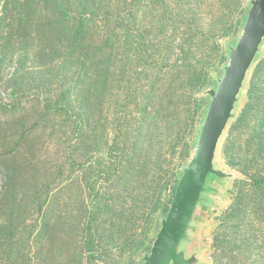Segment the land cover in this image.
Segmentation results:
<instances>
[{
  "label": "rangeland",
  "instance_id": "374dc122",
  "mask_svg": "<svg viewBox=\"0 0 264 264\" xmlns=\"http://www.w3.org/2000/svg\"><path fill=\"white\" fill-rule=\"evenodd\" d=\"M249 1L135 2L132 10L138 11L139 19L144 18L137 23H143L144 28L134 32L138 34L136 49H120L117 56L104 64L100 73L97 71L93 86L86 90L82 83L80 94H75L74 103L86 113V122L81 136L78 134L81 138L76 147L72 139L76 137L75 123L70 122L69 125L65 119L54 122L44 110L45 98L50 96L55 100L79 67L74 60L66 62L60 44L63 38L59 41L53 31L35 34V26L46 20L38 21L41 16L34 12L29 15V19L37 20V23L33 22L32 37L28 36L30 28L27 35L17 30L9 45L5 46L6 40L1 43L0 162L16 166V175L21 176V179L15 180L12 191L27 196L35 190L51 194V200H54L50 213L57 225L50 238H65L68 241L80 238L85 205L89 204L86 187L96 185L106 199L105 217L99 219L98 226L94 228L97 234L94 238L96 264H141L146 252L136 253V247L143 240L144 246L150 242L151 245L160 228L164 217L161 216V204L188 164L203 122L204 103L199 108L197 101L203 99L207 102L205 92L215 88L216 79L221 77L223 66L227 63L226 49L235 43L241 32ZM110 3L114 5L111 10L113 16L117 11L114 1ZM32 11L35 8L32 7ZM164 21L168 22V26L162 35L159 25ZM146 44L157 59L155 70L150 72L154 71L153 75L161 80L163 71L159 69L166 52L170 72L167 86L162 88L160 81L157 87V94L162 95L160 88L165 94L164 111L161 112L164 123L149 141H144V133L136 137L142 119L140 104L146 81ZM181 45L183 51H180ZM162 46H167L165 52H161ZM125 50L134 57H123ZM257 62L248 72L235 110L236 116L246 104L247 90ZM107 73L110 84L106 86L102 80ZM146 79L149 78L146 76ZM203 82H207L206 88L201 87ZM136 83L138 86L135 87ZM75 91L78 92L77 89ZM58 123L66 125L64 130L54 125ZM232 124L233 121H230L214 159L215 168L231 177L222 180L209 177L208 191L191 225L189 240L182 246L186 256L196 253L200 264H213L214 238H220L218 234L226 235V243L231 249L238 247L244 240L242 238H250L249 241L258 247L253 253L256 258L252 264H259L260 259H264V228L258 223L264 215L261 207L264 195L250 189L251 182L247 181L250 176L259 178L264 174V160L253 159V149L246 146L242 147L241 157L236 155L238 148L232 152L233 156L230 155L226 145ZM120 125L126 139L119 145V150L114 151V156L119 157L120 154L124 162L122 169L112 171L116 160L111 162L110 159V141L117 135L116 129ZM100 159L104 168L112 166L107 170L112 174L104 176L107 181L101 180V185L91 173ZM4 176L5 169L1 166V183ZM236 202L244 219L249 220L251 232L246 236L234 237L230 229L220 231V226L227 222L226 217H234ZM30 213H26L29 220ZM224 227L227 228L226 225Z\"/></svg>",
  "mask_w": 264,
  "mask_h": 264
},
{
  "label": "trees",
  "instance_id": "16d2710c",
  "mask_svg": "<svg viewBox=\"0 0 264 264\" xmlns=\"http://www.w3.org/2000/svg\"><path fill=\"white\" fill-rule=\"evenodd\" d=\"M111 1H114L115 11H117L113 16L111 10L114 5L110 3ZM141 1L0 0V49L3 41H7L5 46L10 44V38L15 35L14 32L17 30L23 31L27 35V30L30 28L28 36L32 35L31 30L35 25L33 22L37 23V20L29 19V15L36 12L41 16L38 21L43 18L46 21L35 26L33 32L35 34H40L43 31L57 33L56 36L59 41L60 38H63L60 44L63 49V55L67 59L66 62L70 63L71 60H74L79 63L78 70L67 81L68 83L64 82L67 84L56 96L57 98L54 100L53 97L48 96L44 100V110L54 122L65 119V122L69 121V125L70 122L75 123L76 137L72 138L75 147L79 144L81 138L78 137V134L80 135L86 122L84 115L86 113L74 103L75 94H80L82 83L85 84L86 90L93 86L92 81L97 71L99 70L98 73H100L104 64L111 57L117 56V52L120 49H136L135 41L138 34L134 32L138 29L141 31V28H144L143 23L137 24L142 22L144 18L139 19L137 16L138 11L136 13L132 9L135 8V2L140 3ZM184 1L178 0L180 3ZM32 7L33 9L35 8V11L31 12ZM159 26V33L164 35V29L168 26V22H161ZM59 33L61 34L58 35ZM182 48L181 45L180 51H183ZM160 50L165 52L167 46H162ZM226 51L228 55V50L226 49ZM167 54L168 52L163 55V65L159 69V71L162 70L163 72L161 80H159L153 75L154 71L153 73L150 72L155 70L157 59L154 57L153 50L149 51V45H144V80L146 81L143 102L140 104V106L142 105L140 112V115H142L141 124L136 130V137L144 133V141L152 139L153 134L157 132L163 122L161 112L164 111L162 108L165 102L163 100L165 94L163 95L162 88L165 87L167 76L170 73L167 65ZM128 55L131 54L125 50L123 57L127 58L129 57ZM131 56L134 57L133 55ZM225 59L227 60V56ZM256 61L258 62L251 79V86L247 90L246 104L240 114L235 115L231 120L233 124L226 147L228 146L231 156H233L232 152L234 153L235 149L238 148L237 157H241L243 146L251 147L253 149V159L260 160L261 158L264 160V41L254 63ZM107 74L105 79L102 80V84L106 86L110 84L108 80L110 75L109 73ZM158 74L160 73L158 72ZM146 76L149 79H146ZM160 81L162 82V88L159 90L162 95L157 94V87ZM214 84L216 85V81ZM136 86H138L137 83ZM206 86L207 82H203L201 85L202 88H206ZM203 103L205 114L208 101L204 102L203 99H200L197 101V107L200 108ZM54 125H58L62 130L66 126L59 123ZM116 131L117 135L110 141V152H112L110 159L111 162L113 159L114 161L116 160L112 171L122 169L121 166L124 162L120 154L119 157L118 155L114 156V151L119 150V145H122V142L125 143L126 136L121 125ZM56 132L55 130L54 135ZM134 149L136 150L135 147ZM132 160L131 158L130 162ZM100 162L101 159L95 163L94 170L91 172L92 176L98 180V183L101 180L107 181L104 176L108 174L109 177L112 174V171L107 172V170L112 169V166L107 165V168H104V162ZM239 165L240 161L238 162ZM1 166L5 169V178L2 183L0 178V264H96V241L94 238L97 237V234L94 228L98 226L99 219H104L106 213L104 211L106 199H104L103 194L97 189L96 185L86 187L89 204L85 205L84 226L79 233L80 238H73L71 241L65 238H50V234L55 231L56 224L50 213L54 200H51V194L44 190L42 193L35 190L31 195L27 196L12 191L15 180L21 179V176L16 175V166L9 165L7 162H0ZM177 181L178 179L171 187L169 195L165 197L164 202L161 204V216H165L168 211L171 202L170 196L174 193ZM247 181L251 182L250 189L253 188L264 195V174L260 175L259 178L250 176ZM157 194L160 195V190H158ZM261 207L264 209V202ZM29 211H31L29 214L31 220L26 215ZM233 211L235 212L234 217H226L227 222L225 221L220 226V231L227 232L230 229L235 234L234 237L239 235L246 236L247 233L251 232L249 220L247 218L244 219L237 202ZM101 216L102 218H100ZM258 223L261 228H264V215L259 219ZM218 236L220 238H214L215 253L213 254V264H252L255 261L256 257H254L253 253L258 247L252 241H249L250 238H242L244 240L239 243L238 247L231 249L226 243L228 242L226 235L218 234ZM232 239L237 241L236 238ZM150 243L144 246L143 240L136 247V253L149 251ZM235 244L238 243L235 242ZM259 264H264L263 258L260 259Z\"/></svg>",
  "mask_w": 264,
  "mask_h": 264
},
{
  "label": "water",
  "instance_id": "95a60500",
  "mask_svg": "<svg viewBox=\"0 0 264 264\" xmlns=\"http://www.w3.org/2000/svg\"><path fill=\"white\" fill-rule=\"evenodd\" d=\"M245 20L234 44L227 47V63L215 88L205 92L208 105L196 136L193 153L182 169L167 213L141 264H200L196 253L186 256L183 244L189 240L191 225L204 201L209 177L230 178L216 169L214 159L229 122L235 117L239 96L248 72L264 41V0H250Z\"/></svg>",
  "mask_w": 264,
  "mask_h": 264
}]
</instances>
